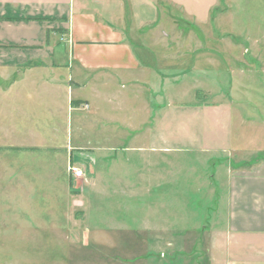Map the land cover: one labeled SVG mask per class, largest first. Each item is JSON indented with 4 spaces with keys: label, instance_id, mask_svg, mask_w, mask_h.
<instances>
[{
    "label": "rangeland",
    "instance_id": "rangeland-1",
    "mask_svg": "<svg viewBox=\"0 0 264 264\" xmlns=\"http://www.w3.org/2000/svg\"><path fill=\"white\" fill-rule=\"evenodd\" d=\"M185 1L156 0L142 27L147 83L97 74L72 114L63 100L53 115L40 95L0 97V264H223L212 242L226 223L229 143L264 138L260 124L234 127L240 113L264 117V0H247L245 16L244 0ZM233 73L251 87L230 85ZM72 147L86 149L67 169Z\"/></svg>",
    "mask_w": 264,
    "mask_h": 264
},
{
    "label": "crops",
    "instance_id": "crops-1",
    "mask_svg": "<svg viewBox=\"0 0 264 264\" xmlns=\"http://www.w3.org/2000/svg\"><path fill=\"white\" fill-rule=\"evenodd\" d=\"M185 2L164 0V8L181 9L186 7ZM246 2L239 3L244 7V16ZM156 5V0H0V97L7 100L14 94L27 100L33 94L40 95L50 104L53 115L62 110L63 100L72 114L91 102L75 95V91L95 85L93 78L98 75H117L130 84L145 78L149 81L145 74L155 70L149 57L152 49L140 41L146 37H140L143 26L154 25ZM191 18L194 20V16ZM135 43L144 49L143 55ZM244 51L245 55L250 53L247 48ZM14 70L16 75L9 81L6 75ZM238 70L246 77L245 72L251 68ZM233 74L230 85L251 87V80ZM238 118L234 127L245 130L246 124L256 123L264 129V117H253L249 112L238 114ZM60 125L54 120L48 124L55 130ZM20 126L31 130L41 125ZM232 129L231 140L235 135ZM242 135L244 142L229 143V158L234 166L227 184L226 223L217 229V234L213 232L212 250L221 253L218 261L223 264H264V138L262 144L254 143L250 149L246 132ZM84 149L72 147L67 169L73 151ZM244 150L251 156L241 155Z\"/></svg>",
    "mask_w": 264,
    "mask_h": 264
},
{
    "label": "built area",
    "instance_id": "built-area-1",
    "mask_svg": "<svg viewBox=\"0 0 264 264\" xmlns=\"http://www.w3.org/2000/svg\"><path fill=\"white\" fill-rule=\"evenodd\" d=\"M71 170L73 171V174L75 177H82L83 176V171L77 167H73L71 168Z\"/></svg>",
    "mask_w": 264,
    "mask_h": 264
}]
</instances>
